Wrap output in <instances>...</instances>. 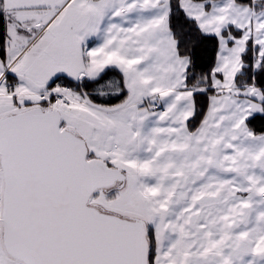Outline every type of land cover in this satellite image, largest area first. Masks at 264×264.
I'll use <instances>...</instances> for the list:
<instances>
[{
  "label": "snow or ice",
  "instance_id": "obj_1",
  "mask_svg": "<svg viewBox=\"0 0 264 264\" xmlns=\"http://www.w3.org/2000/svg\"><path fill=\"white\" fill-rule=\"evenodd\" d=\"M0 264H264V0H0Z\"/></svg>",
  "mask_w": 264,
  "mask_h": 264
},
{
  "label": "trees",
  "instance_id": "obj_2",
  "mask_svg": "<svg viewBox=\"0 0 264 264\" xmlns=\"http://www.w3.org/2000/svg\"><path fill=\"white\" fill-rule=\"evenodd\" d=\"M205 55H207V54L205 53ZM204 107H205V109H206V103L204 104Z\"/></svg>",
  "mask_w": 264,
  "mask_h": 264
}]
</instances>
